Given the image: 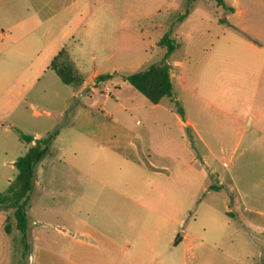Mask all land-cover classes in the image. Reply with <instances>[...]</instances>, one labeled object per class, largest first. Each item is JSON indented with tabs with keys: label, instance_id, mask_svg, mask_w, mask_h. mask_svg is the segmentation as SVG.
Instances as JSON below:
<instances>
[{
	"label": "crops",
	"instance_id": "1",
	"mask_svg": "<svg viewBox=\"0 0 264 264\" xmlns=\"http://www.w3.org/2000/svg\"><path fill=\"white\" fill-rule=\"evenodd\" d=\"M224 1L227 8L218 5L216 0H212L211 8L230 31L242 36L237 41L254 54L246 77L249 82L228 92L232 98L220 96L222 101L213 98L217 93L209 92L207 108L200 107L202 120L196 121L186 115L188 98L193 95L198 101L206 99L199 95L198 84L194 89L187 87L188 81L178 71L183 63L170 60V55L167 62L174 95L146 107L154 112L159 110L160 115L165 116L171 105H181L178 111L184 116L176 115L177 123L202 146L201 150H183L177 156H190L187 171L206 175L200 168L206 165L208 173L218 178L217 185H206L203 190L216 193L223 188L229 192L237 190L236 180L231 175L232 166L225 167V164L241 150L244 159L241 174L252 176L255 172L257 175L254 183L256 210L248 209V202L240 191L239 195L232 196L234 207L226 206L225 211L237 212L245 225L263 234L264 207L260 206H264V27L260 24L258 27L255 21L257 16L264 14V2ZM83 4L58 1L57 8L50 7L48 14L62 13L64 18L60 25L49 24L44 29L42 25H31L23 29L25 34L14 41L9 64L0 62V136L19 137L23 142L21 157L36 140L58 130L51 150L37 166L31 192L34 200L30 210L35 218L37 242L45 237L50 240L47 245L49 264H201L199 258L196 263L192 261L197 256L198 235L186 229L178 233L190 215L188 206L181 199L153 194L156 190H166V179L158 177L156 169L137 161L139 157L133 144L138 134L130 123L113 119L115 114L131 108L120 96L114 108L97 95L98 88L103 86L102 91L112 96L113 91L107 83L114 78L98 82V76L116 73L126 83L124 76L131 73H126L125 65L114 52L98 62L94 48L88 50L89 59L96 67L88 70L84 39H77L74 46L69 45L77 30L83 28L86 35L100 27L99 15L103 14V9L96 1L92 6L88 0ZM73 14L79 18L73 21L69 17ZM231 46L230 43L227 48ZM64 48L84 77L79 87L64 84L51 68L52 60ZM229 51L225 48V59ZM7 53L6 50L0 52V58ZM109 61H114V71L101 73V66ZM40 107L44 110L40 111ZM20 131L33 136V143L25 142ZM212 142L220 144L218 150L210 145ZM57 143L69 145L56 146ZM19 157L12 159V168ZM153 175L158 179L155 190L150 184ZM251 178L248 177V181ZM174 188L183 190L181 184ZM44 226L52 230H40ZM0 227L7 233L2 215ZM60 235L63 241L57 240ZM35 246V253L40 254L38 251L43 247ZM180 250L182 256H179ZM210 255L207 250L205 256L210 258ZM34 258L42 260L39 255Z\"/></svg>",
	"mask_w": 264,
	"mask_h": 264
},
{
	"label": "rangeland",
	"instance_id": "2",
	"mask_svg": "<svg viewBox=\"0 0 264 264\" xmlns=\"http://www.w3.org/2000/svg\"><path fill=\"white\" fill-rule=\"evenodd\" d=\"M58 1L60 0H0V52L5 50L9 52L7 55L2 54L0 62L4 65L9 64L8 57L12 54L14 41L19 35L25 34L23 29L31 25H42L43 29L49 24L60 25L64 18L62 13L48 14L50 7L57 8ZM86 1L71 0L79 6H84L83 3ZM88 1L90 6L96 1L103 9V14L99 15L100 27L86 35L81 28L74 34L75 38L69 42L70 46H74L78 43L77 39H84L87 51L84 57L86 69L96 67L89 59L88 50L94 48L99 57L98 62L110 52H114L115 57L125 65L126 73L144 70L164 58L167 48L161 45V41L168 34L180 45L171 54L170 60L183 63L178 71L188 81L187 87L194 89L198 84L199 95L206 99L198 101L193 95L188 98L186 115L196 121L202 120L200 107L207 108L209 92L217 93L213 98L217 97L222 101L220 96L232 98L233 95H228V92H234L235 89L249 82L246 77L251 70L250 58L254 54L237 41L242 36L230 31L224 20L220 19L218 13L211 8L212 0L196 3L188 0ZM69 17L73 21L79 18L74 14ZM257 18L255 22L258 27L259 24L264 27V14ZM86 24L87 22L84 21V25ZM230 43L232 46L227 48ZM225 48L230 49L226 59ZM114 67V61L104 62L99 71L110 73L114 71ZM107 86L113 91V95L110 96L102 91V86L97 92L102 100H107L115 108L118 106L116 99L120 96L126 106L131 108L129 111L123 110L115 114L113 119L126 120L137 132L138 137L133 144V149L139 157L137 161L156 169L159 173L158 177L165 178L168 183L165 191L156 190L153 194L161 198L181 199L188 206L190 215L185 218L178 233L181 234V229H186L198 235L197 256L192 261L196 263L199 258L201 264H264V233L260 234L255 227L245 225L237 212L229 214L225 211L226 206L234 207L232 196L239 195L240 191L248 202V209L252 212L256 210L254 183L257 181L255 180L257 175L255 172L252 176L241 174V164L244 161L241 150H238L232 160H227L225 164V167L232 166L231 175L236 180L237 190L229 192L228 189L223 188L220 189V193L203 190L206 185H217L218 178L216 174L208 173L210 170L206 165L200 167L206 175L187 171L190 156L187 158L177 156L183 150L197 151L201 150L202 146L200 142L194 140L191 133L187 134V130L177 123L176 115L184 116L181 110L178 111L181 105L178 107L171 105L166 115L162 116L159 110L157 112L149 110L146 106L152 103L128 82L124 83L123 77L119 74L115 75ZM96 107L100 109L99 106ZM39 110L43 111L44 108L40 107ZM22 144L17 136L13 138L0 136L1 192L7 191L9 182L17 175L18 170L16 167L12 168L10 163L12 159L23 153ZM61 145L69 144H56V146ZM210 145L215 150L220 146L218 142H212ZM53 150L56 151L57 148ZM158 163H161V166H158ZM199 163H203L202 159H199ZM209 168H212L211 164ZM248 177H252V180L248 181ZM157 180L156 175L151 177L150 184L154 190ZM176 184H181L183 190L176 191L174 188ZM33 200L31 193L27 210L30 221L28 251L21 242L13 210H0L3 226L7 230L6 233L0 227V264H49L47 245L50 240L45 237L40 240L42 243H38L34 233L35 218L33 211L30 210ZM43 229L52 230L48 226L40 230ZM59 237L60 239L57 240L63 241V236ZM37 244L43 247L38 251L40 254L35 253ZM207 250L211 254L210 258L205 256ZM36 255L42 260H35ZM179 256H182L181 250Z\"/></svg>",
	"mask_w": 264,
	"mask_h": 264
},
{
	"label": "trees",
	"instance_id": "3",
	"mask_svg": "<svg viewBox=\"0 0 264 264\" xmlns=\"http://www.w3.org/2000/svg\"><path fill=\"white\" fill-rule=\"evenodd\" d=\"M190 2L195 0H188ZM218 5L227 8L224 0H216ZM161 45L166 46L167 51L164 58L157 63L151 64L148 68L124 76L125 80L142 93L152 104H159L164 98H171L174 95V87L171 79L170 65L167 60L170 55L179 48V44L166 34ZM51 68L57 73L62 82L66 85L79 87L84 82V77L78 71L74 62L68 56L66 48L62 49L51 62ZM114 74H103L98 76V82H105L112 79ZM58 133L55 130L46 137L38 139L27 153L19 157L14 165L18 174L10 182L6 192L0 191V210L12 209L16 220V228L20 233L24 249L28 251L29 244V195L34 189V180L38 164L46 157L51 150L53 141ZM20 137L27 143H33L34 138L29 134L20 131ZM179 237L176 239L178 242Z\"/></svg>",
	"mask_w": 264,
	"mask_h": 264
}]
</instances>
